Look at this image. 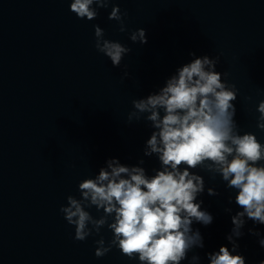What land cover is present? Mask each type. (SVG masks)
I'll use <instances>...</instances> for the list:
<instances>
[{
	"label": "clouds",
	"instance_id": "9594fccd",
	"mask_svg": "<svg viewBox=\"0 0 264 264\" xmlns=\"http://www.w3.org/2000/svg\"><path fill=\"white\" fill-rule=\"evenodd\" d=\"M112 2L72 0L70 11L79 19L92 21L98 16L97 9ZM126 15L113 6L108 19L117 21L124 32ZM94 35L97 51L119 67L131 49L105 39L98 25ZM129 38L134 43H148L143 28ZM190 55L194 59L178 67L157 92L134 99V111L128 115L129 122L142 117L150 122L153 131L144 155L155 154L161 167L149 176L141 166L108 159L98 175L78 184L80 198L69 195L66 206L60 208L67 223L74 226L77 241L86 240L93 231L98 234L105 225L113 233L107 246L103 238L96 241L97 258L117 247L129 259L138 257L140 264H181L190 250L202 249L203 237L192 225H210L213 217L202 210L203 201L198 202L205 191L204 178L190 171L198 167L219 174L228 188L236 189L235 203L242 209L231 217L233 228L226 237L231 250L221 246L217 252L208 253L209 264H245L243 255L234 254L239 248L236 238L243 235L246 219L264 225V165L259 163L264 161V145L252 133L240 134L234 119L237 90L216 71L219 57ZM256 110L260 114L257 128L264 130V100ZM207 191L218 195L213 188ZM91 207L102 210L103 215L94 218L86 210ZM225 211L230 213L231 209ZM249 232L259 235L254 229ZM259 243L264 247V238ZM198 260L192 256L193 262Z\"/></svg>",
	"mask_w": 264,
	"mask_h": 264
},
{
	"label": "water",
	"instance_id": "95a60500",
	"mask_svg": "<svg viewBox=\"0 0 264 264\" xmlns=\"http://www.w3.org/2000/svg\"><path fill=\"white\" fill-rule=\"evenodd\" d=\"M0 264H75L48 221L1 159Z\"/></svg>",
	"mask_w": 264,
	"mask_h": 264
}]
</instances>
